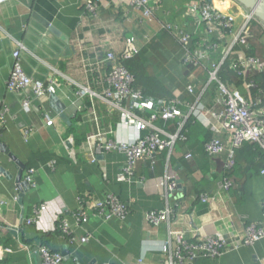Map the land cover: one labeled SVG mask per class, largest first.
Segmentation results:
<instances>
[{
	"label": "crops",
	"instance_id": "0c3cea01",
	"mask_svg": "<svg viewBox=\"0 0 264 264\" xmlns=\"http://www.w3.org/2000/svg\"><path fill=\"white\" fill-rule=\"evenodd\" d=\"M192 1L156 0L151 19L131 11L126 0H100L97 17L86 13L84 0L0 1V106L7 108L0 143L14 156L0 149V264H42L39 248L43 245L60 252L62 264H87L92 259L96 264H166L173 258L174 246L165 244L173 239L171 231L185 232L193 242L198 240L195 231L199 228L217 232L227 247L216 258L187 264H264V238L241 242L249 223L264 228L262 167L258 160L250 159L249 166L242 158L233 171L235 160L225 171L228 139L224 131L218 134L226 145L220 154L195 163L185 158L188 148L179 145L170 153L160 151L138 161L130 178L122 181L117 175L124 169L125 154L112 148L92 158L86 141L88 135L108 130L112 133L106 139L130 140L136 134L134 127L120 125L121 110L103 95L111 66L104 60L108 45L118 52L124 40L132 37L138 49L134 59L142 53L144 62L158 68L154 77L158 84L152 81V86L160 85L172 99H193L185 83L194 80L195 86H202L206 74L183 64L176 39L180 33L198 36L188 13ZM214 2L224 11L241 8L233 0ZM43 37L48 42L41 41ZM253 45L262 46L259 57L264 58V43L254 37ZM36 49L42 54L37 55ZM14 51H19L28 76L37 79L34 75H38L44 84L53 81L67 120L51 109L48 95L36 100L30 88L7 91ZM23 51L37 65L24 60ZM84 87L96 95L78 98L76 92ZM24 99L30 103L26 111L22 109ZM47 117L53 118L50 126ZM31 168L33 184L23 186L19 203L16 178L21 171L22 180ZM167 173L175 177L172 190L163 183ZM225 175L230 180L227 188L223 186ZM109 194L129 206L124 220H105L94 211L92 203ZM41 203H47L48 210L36 222L26 223ZM81 206L85 219L78 223L75 212ZM163 209L169 214L159 225L144 217L147 211ZM59 214L72 231L71 241L61 235L45 237L54 231ZM83 235L89 236L87 242H80Z\"/></svg>",
	"mask_w": 264,
	"mask_h": 264
},
{
	"label": "built area",
	"instance_id": "2783aa9c",
	"mask_svg": "<svg viewBox=\"0 0 264 264\" xmlns=\"http://www.w3.org/2000/svg\"><path fill=\"white\" fill-rule=\"evenodd\" d=\"M126 3L131 11L140 12L143 18L153 17V4L156 0H126ZM99 4L100 0H84L86 13L97 17ZM240 7L235 12H229L217 6L214 0H194L189 3L188 13L196 25L198 36L193 38L188 33L176 35L182 52L181 61L185 65L202 69L206 74L202 86H195L194 80L185 83L187 92L193 96L192 100L147 97L141 89L135 87L132 73L123 64L124 60L133 58L138 52L132 37L124 40L118 52L114 51L111 45L104 49V60L111 66L106 75L108 88L103 95L112 101L114 107L121 110L120 125L134 127L136 134L130 140L106 139L112 133L108 130L88 135L86 141L92 158L112 148L125 154V166L117 175V180L130 178L138 161L152 158L163 150L170 153L175 142L185 139L179 131L189 117L211 131L213 136L205 144V152L210 157L226 149L225 143L218 137L221 131L226 133L228 160L225 163V171L233 165L234 150L244 143H257L264 151V80L261 78L264 74V58L255 54L253 45V39L257 34L264 43V24L252 11L242 5ZM13 57L14 62L6 83L7 91L30 88L36 100L55 93L52 80L44 84L25 73L20 63L19 51H14ZM225 68L233 75L222 78L221 71ZM76 93L78 98L87 94L91 97L96 95L85 87ZM29 104V100L24 99L22 109L26 111ZM6 111L7 108L1 105L0 133ZM157 120L164 122L177 120V130L173 133H163L155 126ZM52 123L53 118L47 117L46 124L50 126ZM67 141L72 143V137H68ZM185 158L190 159L191 154L186 153ZM259 172L264 177V167ZM33 173L34 169H27L22 179L28 186L33 184ZM173 181L175 177L168 173L163 179V183L170 190L173 189ZM223 186L225 188L230 186V180L226 175L223 178ZM81 202L83 206L84 200L81 199ZM82 206L75 212L78 223L85 219ZM48 207L47 203H41L34 209V217L26 219V223L36 222ZM92 207L105 220L112 217L124 220L130 212L129 206L113 194L107 195L104 200L95 201ZM261 208L264 211V200L261 202ZM168 214L167 209L150 210L145 212L144 217L153 225H159ZM55 223L53 230L59 227L61 232L69 237L68 241L74 239L62 215L55 217ZM170 234L173 239L165 244L170 243L174 246L173 254L170 256L173 258H169L166 264H187L202 258L213 259L220 256L227 247L223 237L208 229H197L195 234L198 240L193 242L186 238L185 232L171 231ZM262 238L264 228L249 223L246 227V237L241 242L248 244ZM88 240V235L80 237V242ZM4 250L10 251L9 248ZM39 253L42 264H62V254L46 245L39 248Z\"/></svg>",
	"mask_w": 264,
	"mask_h": 264
},
{
	"label": "trees",
	"instance_id": "16d2710c",
	"mask_svg": "<svg viewBox=\"0 0 264 264\" xmlns=\"http://www.w3.org/2000/svg\"><path fill=\"white\" fill-rule=\"evenodd\" d=\"M255 54L257 56L261 55L260 53L263 52L262 46L257 45L255 47ZM144 55L141 53V55L137 58L129 60H124L123 64L124 66L128 67V70L132 71L135 74V87L141 88L142 92L145 96H154L155 97H161L165 93H163V88L159 86V88L156 86H152L151 82L155 80V76H150L147 73L146 76L143 75L142 70V64H144ZM141 66V67H140ZM145 68V67H143ZM228 75H233L231 71H228L226 68L221 71V77L226 78ZM261 78L264 80V74L261 75ZM156 124L161 127H165L169 132L173 133L177 130V120L170 121V122H164L162 120H157ZM180 134L185 136V139L183 141H177L174 144V149L178 148L179 145H184L188 148V152L191 154V158L195 159V163L201 161L203 158L208 159L209 155L205 152V144L208 140L212 138V133L207 128H205L201 123H199L197 120H195L192 117H189L184 122L182 128L180 129ZM166 152V150H163ZM244 158L247 160L249 166L252 164V160H258V166L263 167L264 166V151L260 148V146L257 143L254 142H247L244 143L240 148H237L234 150V160L235 164L233 166L232 171L235 168L236 163ZM231 175V174H230ZM228 176V175H226ZM230 177V176H229ZM63 236L65 239L69 240V237L61 232V229L57 227L53 232H50L49 234L45 235V237H48L49 239L53 236ZM204 260L206 258H203ZM202 260V259H201Z\"/></svg>",
	"mask_w": 264,
	"mask_h": 264
},
{
	"label": "water",
	"instance_id": "95a60500",
	"mask_svg": "<svg viewBox=\"0 0 264 264\" xmlns=\"http://www.w3.org/2000/svg\"><path fill=\"white\" fill-rule=\"evenodd\" d=\"M206 1H212V0H206ZM237 3H239L240 5H242L243 7L249 9L250 11H252L254 13V15L260 20L263 22L264 24V0H235ZM40 36V35H39ZM41 41L43 42H48L44 37L41 38ZM32 45H29L27 48L28 49H32L33 46L31 47ZM35 53H37V55H41L42 53L39 51V50H35ZM21 57L28 61L29 64L31 66H35L37 65L36 62L34 61L33 57H31V55H29V53L26 51H23L21 53ZM12 62H14V58L12 59ZM13 64V63H12ZM26 74L27 75H30V72L29 71H26ZM35 78L39 79L38 75H34ZM48 102H49V106L51 107V109L60 115V117H62L64 120H67L68 117L66 115H64V109H65V104L56 96L55 93H50L48 95ZM0 149H2L5 153L9 154V156H11L13 159H14V156L9 153V150L8 148L6 147H3L2 143H0ZM19 164V163H18ZM22 165H20L21 167ZM21 171L19 173V175L17 176L16 178V181H17V187L18 189L20 190V194L18 195V202L21 203V197H22V191H23V188L28 186L25 182H23L21 180ZM24 186V187H23ZM87 264H96L95 263V260L92 259L91 261H89Z\"/></svg>",
	"mask_w": 264,
	"mask_h": 264
},
{
	"label": "rangeland",
	"instance_id": "374dc122",
	"mask_svg": "<svg viewBox=\"0 0 264 264\" xmlns=\"http://www.w3.org/2000/svg\"><path fill=\"white\" fill-rule=\"evenodd\" d=\"M261 27V26H260ZM255 39L256 40H259L260 41V43H261V39H260V37H258V34L255 36ZM263 40V39H262ZM179 54L180 55H178L179 57H181V52L179 51ZM176 57H177V53H176ZM142 58H145V55H144V57H142ZM178 58V57H177ZM129 60V59H128ZM146 62V63H145ZM145 62H143L144 64H142V70H143V75L144 76H146L147 75V73L149 72H151L149 75L150 76H155L156 75V72H157V70H158V68L156 67V64H154V63H150L148 60H146ZM141 67V66H140ZM143 67H145V68H143ZM126 68L128 69V67L126 66ZM130 72L132 73V75H133V77H134V79H135V74L130 70ZM156 81V84H158L157 83V80H155ZM160 86V85H159ZM82 89H84V88H82ZM82 89H80V90H82ZM80 90H78V91H80ZM77 91V92H78ZM163 93H165L164 91H163ZM86 95H84L83 97H85ZM161 97H163V98H166V99H172V98H169V97H172L169 93H165L164 95H162Z\"/></svg>",
	"mask_w": 264,
	"mask_h": 264
}]
</instances>
